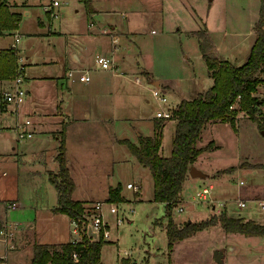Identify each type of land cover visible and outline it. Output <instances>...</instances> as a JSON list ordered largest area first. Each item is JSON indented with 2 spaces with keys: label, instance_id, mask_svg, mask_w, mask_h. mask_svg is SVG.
I'll return each instance as SVG.
<instances>
[{
  "label": "rangeland",
  "instance_id": "1",
  "mask_svg": "<svg viewBox=\"0 0 264 264\" xmlns=\"http://www.w3.org/2000/svg\"><path fill=\"white\" fill-rule=\"evenodd\" d=\"M50 1L27 0L30 4L27 13L19 11V21L12 29L17 32L16 29L20 28L21 31L32 33L21 35L18 42L19 66H24L21 63L23 57L27 66L24 76L20 67L19 71L23 87L29 88L31 94L37 88L29 87L25 77L41 75L45 70L56 75L62 74L65 70L63 59L70 58L68 49L71 45L80 43L89 46L99 39L107 40L112 46L115 44L111 40L114 32L112 24H121V28L127 30L129 22L131 31H135L127 44L130 47L115 52V61L119 65L118 71L126 72V77L138 76L142 84L130 78L116 77L111 80V84L123 91L117 99V104H121L122 108L114 115L123 114L131 118L107 122L104 125L105 134L96 129L98 134L91 150L96 157L88 151L74 150L78 155L74 168L77 169L81 193L98 196L104 191L107 179L112 178L123 185L122 193L130 200L115 201L123 217L119 224L115 223L109 206H104L110 226V239L101 246L103 264H264V235L226 232L219 224L196 231L168 248V236L164 229L167 222L166 206L153 198L151 170L142 166L124 143L116 140V136L133 140L138 133L148 130L157 110L167 106L173 112L179 105H174L177 99L189 97L194 89L204 90L211 86L212 81L208 77L206 62L201 57L197 37L192 34L202 27L203 22L210 28L212 38L221 43V56L230 62L241 61L253 37L251 33L259 18L261 0H88L90 9L84 0H59L57 18L51 17L43 7L44 3ZM12 2L14 0H0V5H6L10 11ZM5 41L2 45L13 42L14 36L11 34ZM121 45L125 47V44ZM97 55L104 56L100 45L88 53L84 62L82 59L75 61L70 58L71 64L78 63V67L82 68L74 74L76 79L73 84L77 86L84 83L78 78L79 71L88 69L92 78L104 75L98 70L108 69L97 66ZM128 59L129 65L124 64L123 61ZM76 66H72V69ZM143 70L152 72L156 78H168L175 83L176 88L165 93L168 98L165 105L152 97L149 89L146 91L143 88L147 83ZM13 79L8 77L0 80V102L5 106L3 91L15 87ZM149 86L155 85L150 83ZM261 91L264 94V85ZM147 97L149 101H146ZM112 98L115 100L117 95ZM259 111L256 119L249 118L246 112H238L235 123L227 120L212 127L209 124L203 127L197 146L201 147L211 140L219 146L210 152H201L192 163L208 176L185 181V196L181 197L180 204L172 208V217L180 228L188 220L200 222L222 211L231 217L241 216L264 224V207L257 200L264 196V169H250L255 165H264V107ZM15 113V110H0V156H6L4 159L0 157V197L10 198L19 193L23 208L14 207L8 211V221L17 223V226L9 227L7 209L0 207L2 227L10 234L9 240L17 246L22 245L18 225L26 228L33 224L42 235L40 239L46 242L64 241L69 237L72 225L65 217L51 216L52 212L47 208L53 206L47 204L56 195V188L48 180L47 173L48 169L57 167L54 156L59 139L52 133H48L50 137L42 139L41 133L33 131L32 137L21 140L14 126L10 127L13 123L9 118L14 119ZM26 117L20 115L19 122L25 121ZM258 121L261 124L258 125ZM91 130L95 132L94 128ZM56 135L59 138L61 136L60 132ZM169 146L170 136L166 129L163 136L164 152ZM88 161L93 165L92 168L85 163ZM87 167L92 169L89 176L84 171ZM226 167L236 168L219 175ZM216 175L219 177H213ZM239 180L245 183L239 185ZM128 181H137L141 185V200L134 199L135 190L125 185ZM210 183L213 184L211 196L198 200L195 192ZM238 198L245 200L246 206H240ZM180 207L183 211L179 210ZM218 209L221 212L214 213ZM2 248L0 253L3 252ZM12 250H5L6 255L10 252L7 259L11 263L31 264L30 247ZM215 251L223 252L222 263L215 260Z\"/></svg>",
  "mask_w": 264,
  "mask_h": 264
},
{
  "label": "trees",
  "instance_id": "2",
  "mask_svg": "<svg viewBox=\"0 0 264 264\" xmlns=\"http://www.w3.org/2000/svg\"><path fill=\"white\" fill-rule=\"evenodd\" d=\"M84 1L90 9L89 1ZM260 6L259 18L254 26L256 38L248 60L242 65H233L215 52V45L204 24L197 31L192 32L197 37L202 58L214 82L207 90L198 93L194 99L183 98L177 109L172 112L174 115L172 118L177 122L171 155L164 157L160 154L163 121H165L162 119L155 122L153 135L140 134L138 142L120 139V142L127 146L137 160L151 170L154 184L153 198L166 206L165 228L168 248L172 247L174 242L216 224L222 226L226 232L264 235V224L241 216L231 217L226 211H222L219 215L212 214L200 222L186 221L181 228L172 217V208L180 202L183 182L192 163L201 152L213 146L212 142H209L201 148L197 147L201 130L206 123L218 119L235 123L238 110L246 112L249 118L256 119L257 113L260 112L259 106L264 105V98L253 94L257 86L264 82V78L260 76L264 72V0H261ZM18 21L17 14L10 12L6 5H0V30L13 29ZM18 53L19 49L11 46L0 51V80L15 77L20 73ZM235 103L238 104L237 108H234ZM257 123L261 124L259 121ZM64 127L65 125L60 131L58 153L55 157L58 171H50L49 180L58 191V206L53 210L64 212L70 218L76 219L81 218L84 203L72 198L75 182L68 169ZM234 169L235 167H228L222 171L230 172ZM120 191L119 184L111 187L106 200L108 202L123 201ZM1 222L0 217V228ZM82 239L76 244L71 241L62 244L34 242L32 264H101L100 250L105 239L91 240L86 235H83Z\"/></svg>",
  "mask_w": 264,
  "mask_h": 264
},
{
  "label": "crops",
  "instance_id": "3",
  "mask_svg": "<svg viewBox=\"0 0 264 264\" xmlns=\"http://www.w3.org/2000/svg\"><path fill=\"white\" fill-rule=\"evenodd\" d=\"M48 3H50V2L44 3L43 5L48 4ZM28 6H30V4L27 3V0H14V2H12V6L10 7V12L18 15V14H20L19 11L24 10V12L27 13L26 9L28 8ZM126 18H127V16H126ZM203 24L206 26L205 22H203ZM111 28L114 30V32L112 34V38H111V40L113 42H115V44L112 45L113 47L108 43L107 40L101 41V40L97 39L100 42L97 41L93 45H91L90 43H89L90 44L89 46L86 44L84 45V44L76 43V44L71 45L68 49L69 53H70L69 57L71 59H73L75 61L82 59V61L84 62L88 56V53L90 51L93 52L94 50L97 49V46L100 45V48L102 49L103 55L108 60L110 59L111 62L110 61L109 62L112 63L111 69H108L106 71L105 70H98V71H100V73H103L106 76L95 75L92 78L90 76V71L88 69H86L84 71H79L80 72L79 75L83 74L85 72H88L90 79H89V81H83V80L79 79L80 82H84V83H81L80 85L76 86V84H73L74 80L76 79V77H74V74L77 72V70H80L82 68L78 67V65H77L78 63L71 64L70 58H68V59L64 58L63 59V65H64L65 70L62 74L56 75V74L48 72V70H45V72H43L41 75H33L31 77H25L26 83H28V86L29 87L32 86V88H34V87L37 88V91H35L33 94H31V91L28 88L27 89V95L24 99V102L22 104H20L19 106L15 107V111H16V113H15L16 115L14 118L15 120L12 118H9L10 122L13 123L12 125H10V127L11 126L15 127L17 123L24 122V121L19 122V119H20L19 116L20 115L27 116L26 118H31L32 122H31V124L28 125V127H30L31 130L34 131V133L35 132L41 133L42 139H44V137H50V134H48V133H52L53 135L56 136L57 139H59L58 135H56V134L58 132H60L61 129L63 128V126L65 125V127H64V135L66 136L65 137V152H66V157L68 160V169H70L71 176L75 182V190L72 193V198L74 200H77V201L81 200V201H83L84 204L86 202L96 201L98 199L106 200L108 198L110 188L117 186V184L121 185V183L120 182H114L112 178H108L107 181L104 183V186H105L104 191L102 193H100L98 196H94L92 194L81 193L82 191L80 192L79 181L77 179V175H78L77 169L74 168L75 161L76 160L78 161V155L76 154L75 151L81 150V151H85V153L89 152V154H92L94 157L95 155L92 153L91 150L94 148L92 146V144H93V142H96V137L98 134L96 129H99V131L101 133L105 134L104 125L107 122H111V121H113V119L126 120V119L131 118V117L129 118L127 115H123V114L122 115H114V112H117L118 110H120V108H122L121 104H117V99L121 96L123 91L120 90V88L118 86H116L115 84H113V83L111 84V80L112 79L114 80L116 77L122 78V79L130 78L131 80H135L137 83L142 84V80H140V78L138 76H135L134 78H132L131 76L126 77V75H127L126 72L118 71L119 65L115 61L116 60L115 52L119 51L122 48L127 49L128 47H130L127 44H128V42L131 41L130 36L134 35L135 31H131L132 28L130 27L129 22L127 24V28H128L127 30L125 28H121V24L120 25H113L112 24ZM207 28H208V26H207ZM16 30H17V32L13 31L12 29L11 30H0V51L5 50L7 47L12 45L13 42H9V44H6V45H2V44H5L6 37H9L11 34H12V37L13 36L15 37V34H17V33L20 34V36L21 35L23 36V34H32V33L27 32V31H21L20 28H18ZM88 32H90V31H88ZM208 33L210 34V37H211V39L215 45V52L222 55L221 54V51H222L221 43H217V41L212 38L210 28H208ZM33 34H35V33H33ZM251 34L253 35V37H252L249 48H247L244 51L241 61H236V62L232 61L231 62L233 65L234 64L235 65H242L243 63H245L248 60L247 58L250 54L251 47L254 44V40L256 38L255 29H253ZM88 37L89 36H86V38H88ZM122 43L125 44V47L123 45H121ZM198 45H199V43H198ZM18 48L20 50V44H19ZM19 54H20V52H19ZM200 54H201V52H200ZM201 57H202V55H201ZM24 59L25 58L23 57L22 61H21V63L24 65V66H21L22 67L21 69L23 70L22 71L23 76L27 72V69H26L27 66L24 63L25 62ZM95 63H96V61H95ZM123 63L126 65H129L130 60L129 59L126 61L124 60ZM44 64H45V66H49L48 63H44ZM74 65L75 66L77 65V66L73 67V69H72V66H74ZM97 66L100 67L98 64H97ZM69 72H72V74L69 75ZM207 72H208V77L211 78L209 75L208 68H207ZM143 73H144V77L146 78L145 80H147V83L143 85V88L146 91L149 89L151 92L152 87L150 88L149 84L152 83L155 85V83L157 81L159 83V87H161L165 93L168 92L169 90H173L174 87L176 88L175 83H172L170 81V79H168V78L163 79L161 77H157L158 78L157 79L156 76L152 72H149L147 70L146 71L143 70ZM260 76H262V78H264V72L261 73ZM78 78H79V76H78ZM211 81H212V84H211V86H212L213 82H214L213 78H211ZM263 85H264V82L262 84H259L257 86L256 90L253 92V94L257 95L259 98H264V94L261 91V86H263ZM0 86H1V83H0ZM211 86H209V87H211ZM207 89H204V90L194 89L191 92V94L189 95V97H185V96L180 97L179 99H177L178 101L174 105L179 104L183 98L190 99V100L194 99L198 93L204 92ZM113 95H117V98L115 100H113V98H112ZM149 100H150V98L147 97L146 101H149ZM237 107H238V104L235 103L234 108H237ZM259 107L263 108L264 105H260ZM11 109H14L13 105L9 104L8 106L4 107V104H2V102H0V110L2 112H4V111L8 112V110H11ZM124 109H126V107H124ZM237 112L244 113V111H241V110H238ZM160 120L161 119L157 118L156 114H155L150 120V125L148 127V130H146V131H144V133H140V134L143 136L153 135L154 134V124L156 121H160ZM235 120H237V119H235ZM226 121L227 120H221V119L212 120V121L207 122L206 125L209 124V126L212 127L214 125H217L218 123H222V122H226ZM176 122H177V120L174 118L165 119V121H164V126L162 129L163 136H164V133H166V129L169 131V136H170V146L167 148L166 152H164V149H163V136H162L161 146H160V154L164 157L169 156L172 153V150H173L172 149V140H173L174 135H175ZM110 124H112V123H110ZM1 126H3V125H1ZM8 127H1V128H8ZM91 128L92 129L94 128L95 132L92 131ZM140 134L138 133L136 135V138H134L133 140L132 139L130 140L124 136H116V135L115 136H116V140L118 142H120V139H128V140L133 141V142H138V137ZM209 142H212L213 146L211 147V149L204 150V151L210 152L211 150H214L215 148H217V146H219L218 144H216L212 140ZM208 143L202 145L201 147L207 145ZM58 146H59V143L57 145V149H58ZM201 147H199V148H201ZM57 149H56V155L58 153ZM56 155L54 156V160H55ZM0 157H1V159L6 158L5 155H1ZM197 158H196V160H197ZM85 163L88 164L89 166L91 165L90 167L92 168L93 165L91 164L90 161L85 162ZM192 166H194V165L192 164ZM195 167L197 169H199L197 166H195ZM91 168H88V167L85 168L84 171L86 172L87 176L91 175V171H92ZM226 168H228V167H226ZM226 168H223V170ZM259 168L264 169V165L261 164L260 166L255 165L254 167H250V169H253L254 171H256ZM57 169H58V163H57V167L55 169H48V173H47L48 180H49V172L50 171L57 172L58 171ZM199 170L201 171V169H199ZM201 172H203V171H201ZM223 173H225V172H222L219 175H222ZM189 174L190 173L188 172L186 177H185V180L183 182L184 185H185V181L189 180L190 178H192L190 180L195 181L197 178L202 179L203 177L208 176V174H206V173H204L205 175L202 177H193ZM219 175H216L213 177H219ZM129 182L130 181L126 182V184ZM50 183H51V181H50ZM133 183L139 185V187L141 188V185L137 181H135ZM184 185H183V187H184ZM210 185L213 187V184L210 183ZM122 188H123V185H121V191H120L121 196L124 198V201L129 202L130 200H128L126 198V196L122 193ZM140 188H139V190H140ZM129 189H132V188H129ZM55 190H56V193H55L56 195L47 204V205H53V206H48L47 208H49L50 212H52L51 216H53L54 218H55V216H61L62 218L65 217L67 219V222L69 224H71L70 217L66 213L55 212L53 210L54 208H56L58 206L57 205V201H58L57 188ZM139 190H137V191L135 190V196H134L135 200H138V199L141 200L142 199ZM183 195L185 196V193L183 192V189H182L181 197H183ZM21 197L22 196L18 193V194L14 195L13 197H10V198L0 197V200L14 201V202H16L15 207H19V209H22L23 206H21L22 205V198ZM153 197H154V185H153ZM181 200H182V198L179 201L182 202ZM124 201H121V202H124ZM212 209H213V211L215 210L214 207H212ZM8 211H7V215H6L7 223L9 222L8 221V213H9ZM220 212H221V210L218 209L214 213H220ZM9 223H15V222L11 221ZM166 223H165V225H166ZM165 225H164V229L166 231ZM18 228L21 229L20 233H22V238H21L20 233H19V235H20V240L22 241L23 246L21 244H19L17 246V244H15V242L13 241L14 246L9 250L13 249L12 251L14 252L17 250H24L27 247L28 248L30 247L32 250V255H33V244H34V242L46 243V244L47 243L62 244L64 242L70 241L71 240L70 237L72 235V233H70L69 237L67 239H64V241L51 240V241L46 242V241L40 239V237L42 235H40V232L37 231L36 227L33 224H30L29 227H26V228L18 225ZM29 231H32V233H30ZM23 232H28L29 234H25ZM51 239H54V238H51ZM105 241H108V240H105ZM16 242L18 243V240ZM19 246H22V247L18 248ZM9 253H8L7 257L9 256ZM32 255L30 257L31 258V264H32ZM101 264H103L102 257H101Z\"/></svg>",
  "mask_w": 264,
  "mask_h": 264
},
{
  "label": "built area",
  "instance_id": "4",
  "mask_svg": "<svg viewBox=\"0 0 264 264\" xmlns=\"http://www.w3.org/2000/svg\"><path fill=\"white\" fill-rule=\"evenodd\" d=\"M59 0H51L50 3L43 5L46 12L50 13L51 17H56L59 15L58 10H56L57 6L60 5ZM91 24V23H90ZM20 34H15L14 41L11 45V47L16 48L18 47V42L20 40ZM96 64H98L103 69H111L112 63L109 62V60L102 55H98L95 58ZM22 67H20L21 69ZM22 70V69H21ZM72 74V72H69V75ZM79 79L83 81H89L90 76L88 72H85L83 74L79 75ZM14 84L15 87L7 88V90L3 91L2 99L5 101V104L8 106L9 104L13 105L15 110V107L19 106L24 102L25 95L27 93V89L23 87V80H22V74L18 73L14 77ZM151 95L152 97H155L162 105H165L167 102V97L165 95L164 90L159 86H153L151 88ZM156 117L162 120L171 118L173 116L172 111L170 108L165 106V108H162L160 110L156 111ZM31 118H26V120L22 123H17L14 127L15 130H17V135L19 138L26 139L27 137H32L33 131L29 129L28 125L31 124ZM239 185H243L245 182L243 180H239ZM128 188H133L134 190H139V185L135 183H127L126 184ZM211 189L212 186H203L202 189H199L195 192V197L199 199H205L207 197H210L211 195ZM258 203L261 207H264V196L257 198ZM16 202L14 201H7V200H0V207H5V209L11 210V208L15 207ZM108 205L109 212L114 215L115 223L119 224L123 221V217L120 215V207L118 206L117 202H108L107 200H96V201H90L86 202L84 204V210L82 212L81 218H70V222L72 225L71 229V237L70 241L73 244L81 242L83 239V235H86L91 240H99L100 238H104L105 240H109L110 236V226L109 221L106 219V215L104 212V206ZM238 204L240 206H246V201L238 198ZM180 211H183L182 207L179 208ZM133 211V209L131 210ZM9 227H15L17 226V223H7ZM10 234L5 231L3 227L0 228V248L3 247V252L0 253V264H14L11 263L7 259V255L5 250L11 249L14 244L12 241L9 240ZM76 256V255H74Z\"/></svg>",
  "mask_w": 264,
  "mask_h": 264
},
{
  "label": "water",
  "instance_id": "5",
  "mask_svg": "<svg viewBox=\"0 0 264 264\" xmlns=\"http://www.w3.org/2000/svg\"><path fill=\"white\" fill-rule=\"evenodd\" d=\"M155 86H159L158 81L155 83ZM189 173L193 177H202L205 174L201 172L199 169H197L195 166H191L189 169ZM190 220H188L189 222ZM222 257H223V252L221 251H215V260L219 263H222Z\"/></svg>",
  "mask_w": 264,
  "mask_h": 264
}]
</instances>
